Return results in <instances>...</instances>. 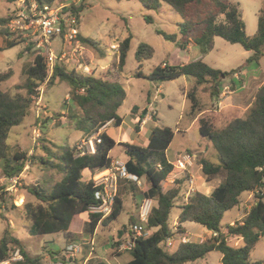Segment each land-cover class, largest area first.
<instances>
[{
	"label": "trees",
	"instance_id": "trees-1",
	"mask_svg": "<svg viewBox=\"0 0 264 264\" xmlns=\"http://www.w3.org/2000/svg\"><path fill=\"white\" fill-rule=\"evenodd\" d=\"M4 1L14 3L17 0ZM24 1L52 5L56 0ZM137 2L143 8L155 11L165 4L178 14L181 19L177 23L179 34L182 36L181 41L177 40L175 34L162 31L158 33L181 48L191 37L192 32L200 28L199 34L192 40L202 53L211 51L214 47V38L219 37L230 44H239L247 52H252L253 56L248 58L247 62L252 60L258 62L262 55L264 9L258 16L256 34L248 37L238 7L228 0H137ZM81 8V5L76 7L71 4L66 6L64 11L79 14ZM11 19V16L0 18V35L11 36L5 28ZM146 21L150 22L151 19L146 18ZM79 39L99 58L105 56L99 42L83 38L80 34ZM131 41L132 35L129 34L118 44L117 70L120 73L124 68ZM17 42L19 41H8L7 46H13ZM152 55L151 47L144 43L138 45L134 55L137 63L135 77L160 83L180 77L192 79L196 85L211 83V93L218 97L222 79L235 74V71L227 73L213 69L199 59L183 65L161 64L155 66L148 76H143L140 71L142 63ZM12 74V69L0 71V171L3 177L18 178L31 159L39 160L47 165L46 167H55L50 159L28 156L18 149L10 154L11 147L8 143L10 132L30 114L40 98V92L37 90L40 86L43 87V91H48L58 82L67 83L70 101L75 106V112L69 117L74 121L76 131L86 138L98 134L100 140L96 143L93 154H81L77 147L68 144L59 147L57 158L60 164L57 170L62 175L61 179L52 184L50 189L37 185L25 187L34 198V202L27 201L15 208L19 209L23 218L31 223L32 234L40 236L61 233L69 244L83 236L92 238L98 225H109L121 215L123 202L116 195L109 215L102 218L100 214L89 213L87 220L82 222L81 230L77 231L79 227L72 230V223L76 222L81 214L87 213L90 206L96 204L94 193L97 188L94 187L92 179L86 182L82 180V172L87 169L94 175L111 168L110 152L117 144L105 132L99 130L109 121L114 127L121 125L122 118L117 112L126 99V92L116 80H110V77H114L113 71H108V75L105 76H95L81 75L75 71L55 67L51 77L45 80L46 66L43 54H36L33 57L26 70L24 82L17 86L18 89L25 90V94H10L1 89V84L10 79ZM187 97L191 101V112H195L197 102L194 93H188ZM198 122L199 134L209 140L218 155V163L200 159L204 178L209 181L224 172L223 180L208 195L194 192L186 196L187 172H183L175 180L173 187L167 191L162 190L161 184L174 169L166 158L157 164L152 163L150 159L154 153H164L168 149L174 135L171 128L154 127L146 147L118 143L125 148V153L129 157L124 164L126 171L137 178L144 177L149 185L147 191L140 193L141 202L144 199L156 202L144 225L145 231L152 230L151 233L147 237L134 238L130 260L124 264H192L204 259L211 252L221 254L220 264H263L261 261L251 262L250 252L259 240L264 239V84L256 91L253 105L245 117L235 118L221 129L212 128L202 118L198 119ZM43 149L48 151L45 146ZM157 165H160V168ZM244 193L254 195V205L240 220L222 226L223 216L239 204ZM0 199L1 202H5L3 197L0 196ZM179 199L181 206L178 207L176 232L184 234L182 224L192 222L201 225L214 236L202 242L182 241L174 251H169L167 241L175 234L169 226V218ZM130 222L133 224V221ZM124 233L125 231H121V234ZM129 233V238L133 239L130 229ZM233 237L241 239L239 247H231L228 244V238ZM12 247L19 249L22 260L8 264H41V257H30L9 229H5L0 238V263L8 260ZM49 254L51 256L53 253ZM54 255L57 256L58 252Z\"/></svg>",
	"mask_w": 264,
	"mask_h": 264
},
{
	"label": "rangeland",
	"instance_id": "rangeland-1",
	"mask_svg": "<svg viewBox=\"0 0 264 264\" xmlns=\"http://www.w3.org/2000/svg\"><path fill=\"white\" fill-rule=\"evenodd\" d=\"M22 1L24 0L7 3L0 0V18L9 16L13 18L20 9ZM74 1H78V5L82 7L79 12V30L82 37L99 42L105 52H107V49L108 53L112 52L110 49L112 44L108 46L109 42H112L110 41L111 38L118 45L129 34L132 35L130 50L122 72H118L116 64L110 65L108 70L113 71L116 81L126 92V99L118 112L123 120V126L120 129L110 126L108 132L111 138L115 139L120 130H123L124 134L122 133V135L125 136V139L123 138L121 143L135 140V132L130 131L133 128L131 117H134L130 113V108L135 105V110L139 109L140 116H147L149 120L153 121L147 127L148 137L154 127H169L174 133L168 149L164 153H154L150 161L157 163L166 158L169 162H172L178 156L184 154L195 155V162L189 168L187 174L195 177L198 186L195 188L196 192L208 195L223 180L224 172L212 177L209 181L204 178L201 172L200 159L218 163V155L209 140L199 134L198 119H204L214 129H221L231 120L246 116L253 105L256 91L264 84V46L258 62L255 60L247 62V59L253 56L252 52H247L239 44H230L219 37L214 38V47L207 53H202L199 47L194 48L191 52L192 57L197 54L201 55L202 61L211 68L227 73L235 71L238 75V80L229 75L222 79L221 92L218 97L212 95L211 83L196 85L192 79L186 82L184 77L163 83L152 82L146 78L134 76L137 68L134 59L135 52L141 43L153 49L152 57L143 61L140 68L143 76H148L153 68L161 65L162 62L170 60L177 62V64L182 62L177 59L180 56V47L158 33V31H162L175 34L177 40L181 41L182 36L179 34L177 27V23L181 21L178 14L165 4H162L158 11L147 10L136 0H56L52 6H69ZM228 1L238 7L245 26V33L248 37H253L257 31L258 16L260 11L264 9V0ZM146 18H150L151 21L147 22ZM5 28L11 33V36L0 35V48H2L0 51V71L5 72L12 69L13 74L10 79L1 84V89L10 94H25V90L18 89L17 86L22 85L24 82L26 70L32 63L33 57L36 54H43L45 50H37L33 46L29 47V41L23 35V31L10 29L8 25ZM200 31L201 29L197 28L192 32V35L197 36ZM12 40L19 42L13 46H7V42ZM51 43V48L55 51L61 47L59 38H55ZM84 46L87 50L84 52L85 62L90 65L94 75H108L107 70L100 74L101 71L93 60V57L98 56L88 46ZM114 55L112 56V63H116L115 57L118 56V54ZM225 87L228 89H225ZM146 88L150 92L147 93ZM191 92L194 93L197 102L195 112H191V101L186 97V94L188 95ZM42 94L44 100H49L50 105L46 104L44 100L41 101L40 105H46L44 110L51 109L52 117L41 123L39 127L41 136L37 143L32 142V129L36 127L35 122H37L35 118L36 105L33 106L30 114L23 122L11 130L8 143L11 147L10 154L22 147L28 156L50 159L55 167H45L39 160L31 159L33 167L26 170L24 179H6L0 171V189H2L0 190V196L5 199V202H1L0 199V238L4 230L9 229L30 257H41V264H56L58 262L60 264L61 262L65 264H82L83 260L89 257V248L84 244L89 240L88 237L83 236L75 241L82 245V248L86 247L83 248L85 251L84 258L78 257L79 254L68 258L63 253L65 241L61 233L40 236L32 234L30 232L31 223L23 218L19 209L15 208L27 201L34 202V198L27 192L25 187L29 185L41 186L43 177H50L52 182L61 178V174L57 171L60 164L57 158L59 147L65 144L76 147L81 141H87L86 137L79 138L80 133L75 131V123L69 117L70 114L75 112V106L70 101L68 85L65 82H58L48 91L44 90ZM43 146L48 151H44ZM124 150L125 148L122 145L115 146L113 155L124 157ZM84 177V179H87V174ZM129 184L131 183H125L121 187V194H124L126 199L125 208L111 226L99 225V240L95 241L93 246L95 249L90 255L89 261L85 264H124L130 260L129 250H119L120 245H125L127 239L119 238L116 235V230L120 229V231H125L130 236V221L138 223L139 207L136 209L133 207L135 197L131 196L130 199L131 189ZM146 185L147 182L142 181L139 186L136 185L135 187L144 189ZM173 185L170 182L169 184L163 182L161 184L162 190L167 191ZM180 202L179 199L175 203L169 218V226L175 233L169 239V242L167 241L169 251H174L179 242H202L214 236L213 233H208L201 225L192 222L182 224L185 229L184 234L176 232L177 222H175V218L179 213ZM254 203L253 194H242L239 204L233 210L225 213L221 225L233 224L235 221L240 220ZM155 205L156 202L152 201V206ZM80 219L82 218L79 217L76 222L72 223V230L78 227L77 231L81 230L82 221L79 223ZM151 231L146 230L144 236L147 237ZM96 243L98 247H96ZM228 244L231 247H239L241 239L237 237L228 238ZM12 251H14V247L11 248L10 252ZM55 252H58L57 256L54 255ZM49 253L53 254L50 256ZM44 255H47V258H44ZM52 257L56 260H52ZM220 259L221 254L219 252H211L204 259L192 264H220ZM250 261H261L264 264V239L259 240L250 252Z\"/></svg>",
	"mask_w": 264,
	"mask_h": 264
},
{
	"label": "built area",
	"instance_id": "built-area-1",
	"mask_svg": "<svg viewBox=\"0 0 264 264\" xmlns=\"http://www.w3.org/2000/svg\"><path fill=\"white\" fill-rule=\"evenodd\" d=\"M73 4L76 7L79 6L78 1H74ZM66 6L67 5L54 7L52 5H39L34 1H29V3L22 1L20 9L7 24L10 29L14 28L15 30L23 31V35L29 41V45L37 50H45L43 53L46 66L45 80L51 77L55 67L66 68V70L75 71L81 75L94 74L90 65L85 62L84 52L87 50L79 39V14L64 11ZM55 38H59L61 41V47L57 51L51 48V42ZM110 49L112 51H118V45L112 44ZM233 78H238V75L236 73L233 74ZM225 89L228 88L225 87ZM37 90L40 92L41 96L43 87L40 86ZM38 102L39 99L35 103L37 107L35 110L36 127L32 129V142L35 144L41 136V132L39 131V127L41 126V122L39 121L41 106ZM98 142H100V140L98 139V134H96L87 138V141H81L76 147L81 154H93L95 152L96 143ZM195 159V155L184 154L178 156L174 161L169 162L174 170L164 182L174 184L175 180L183 172H189V168H191ZM157 166L160 168V165ZM104 171L105 172H98L92 176L94 187L97 188L94 193L96 204L88 208V213L100 214L102 218L109 215L112 210L119 179H126L139 184L138 178L135 175L129 174L122 164L115 163L110 169ZM194 192H196L195 178L193 175L188 174L186 196ZM151 208V199H144L141 202L138 211V223H133L130 227L133 239L128 238L125 245H120L119 250L130 251L133 247L134 238L143 237L145 235L146 231L144 225ZM168 242L167 246L169 245ZM79 247L78 243H71L65 248L64 253L68 258L74 257L78 253ZM19 260H22L20 251L14 249V251L10 252L8 260L2 263L8 264Z\"/></svg>",
	"mask_w": 264,
	"mask_h": 264
},
{
	"label": "crops",
	"instance_id": "crops-1",
	"mask_svg": "<svg viewBox=\"0 0 264 264\" xmlns=\"http://www.w3.org/2000/svg\"><path fill=\"white\" fill-rule=\"evenodd\" d=\"M137 1V0H136ZM161 8V7H160ZM80 35H81V33H80ZM82 36V35H81ZM193 37H195L194 35H191V37L190 38H188L187 39V42L185 43V45L181 48L180 47V49H179V51H180V56H178L177 57V59H179V60H181L182 62H179L178 64H177V62H173L172 60H170V61H168V62H162L161 64L162 65H164V64H167V65H183V64H187V63H189V62H193V61H196V60H202V56L201 55H195V56H191V52L194 50V48H197V46L195 45V43L193 42ZM112 40H110V41H112V42H109V44H108V46H110L111 44H115L116 42H113L114 41V39L113 38H111ZM102 45V44H101ZM100 45V47H102ZM115 45H117V44H115ZM31 46V45H30ZM107 46V47H108ZM105 47H106V45H105ZM179 47V46H178ZM114 54H118V51H112L111 53H108V49H107V52H105V56L103 57V58H99V57H93V60H94V64L97 66V68L101 71V73L100 74H103L102 72L103 71H105V70H107V72H108V70H109V67H110V65H113V64H116V67H117V62H118V56L117 57H115V60H116V63H112V56H115ZM184 57V58H183ZM183 59H185V60H183ZM96 61V62H95ZM93 66V65H92ZM66 69V68H65ZM99 76H102V75H99ZM103 76H105V75H103ZM180 78H183V77H180ZM185 78V80H186V82L189 80V78H186V77H184ZM235 80H238V78H234ZM110 80H116V78L115 77H110ZM62 83V82H61ZM67 84V83H66ZM153 87V86H152ZM69 88V87H68ZM146 90V92L148 93V92H150V90L149 89H145ZM186 97H187V94H186ZM44 100V98H43V94H41V96H40V98H39V104L41 103V101H43ZM44 102H46V104H49L50 105V102H49V100H47V99H45L44 100ZM41 107V114H40V118H39V121L41 122V123H43L44 122V120H47V118H50V117H52V111H51V109H48V110H44V109H46V105L45 104H43V105H40ZM135 108H136V106L135 105H132L131 106V108H130V113H132L133 115H134V117H131L132 118V126H133V128L132 129H130V131H133V132H135V140H132V141H127V143H123V144H130V145H134V146H138V147H146L147 146V143H148V139H147V137H148V135H147V133H148V129H147V127H148V125L151 123V122H153V121H151V120H149L148 119V117L147 116H140L139 115V113H138V110L139 109H136L135 110ZM120 109V108H119ZM119 109H118V112H119ZM117 112V113H118ZM118 115H119V113H118ZM36 123V122H35ZM110 126H113L112 125V123L111 122H107L100 130H99V132H105L108 136H110V134H109V132H108V128L110 127ZM123 126V120H122V123H121V125L120 126H118V127H116V128H118V129H120L121 127ZM43 127V126H42ZM76 131V130H75ZM129 131V132H130ZM78 132V131H77ZM80 133V132H79ZM122 133L124 134V132H123V130H120V132L118 133V135H117V137L115 138V139H113L115 142H116V146H118V145H120V144H118V143H121V140L125 137L124 135H122ZM94 135H96V134H94ZM93 135V136H94ZM83 135L80 133V139H81V137H82ZM84 137V136H83ZM111 137V136H110ZM125 139V138H124ZM135 141V142H134ZM69 145V144H68ZM69 146H72L71 144L69 145ZM43 148V147H42ZM115 148V147H114ZM114 148L111 150V152H110V157H111V166H114V164L115 163H119V164H122V165H124L128 160H129V157L126 155V153H125V150H124V157H120L119 155H113V150H114ZM44 150V149H43ZM20 151H23V149H22V147L20 148ZM44 151H46V150H44ZM30 153V152H29ZM153 158V155H152V157H151V159ZM150 159V160H151ZM168 160V159H167ZM168 162H169V160H168ZM42 163V162H41ZM158 163V162H157ZM156 163V164H157ZM44 165V164H43ZM35 166V165H34ZM33 167V164H32V161L25 167V169L23 170V172L20 174V176L18 177V178H15V179H24L25 178V173H26V170L27 169H31ZM46 167V166H45ZM58 171V170H57ZM102 172V171H101ZM103 172H105V171H103ZM87 174V179H84L85 177V175ZM96 174V173H95ZM94 174V175H95ZM82 175H83V177H82V180L83 181H88L89 179H92V174H90V172L87 170V169H85L83 172H82ZM61 177H62V175H61ZM195 178V177H194ZM12 179H14V178H12ZM61 179V178H60ZM59 179V180H60ZM59 180H55L54 182H52V179L49 177V178H45V177H43L42 178V185H41V187L42 188H44V189H50V187L52 186V184H54L55 182H57V181H59ZM170 180V179H169ZM138 181H139V184H136L135 182H131V181H129V180H126V179H119L118 180V184H119V186H118V184H117V193H116V195L122 200V202H123V209L125 208V205H126V199L124 198L125 196H124V194H121V187L123 186V185H125V183H131V184H129V186H130V189H131V194H129V196H130V199H131V196L132 197H135V200H134V203H133V207L136 209L137 207H138V205H140L141 204V200H142V196H141V194L140 193H143V192H145V191H147V189H148V187H149V185H148V183H147V185L145 186V188L144 189H137L135 186L136 185H140L141 184V182L142 181H145V182H147L146 181V179L144 178V177H141V178H138ZM46 183V184H45ZM122 183H124V184H122ZM168 183V182H167ZM136 184V185H135ZM169 184V183H168ZM47 186H49V188H47ZM196 187H198L197 186V183H196V181H195V188ZM134 193H135V196H134ZM132 206V205H131ZM137 212V210L135 211V213ZM88 212L87 213H83V214H81L80 215V217L82 218L81 219V221L82 222H84V221H86L87 220V218H88ZM176 218H177V216H176ZM176 218H175V222H176ZM116 221V220H115ZM114 222V221H113ZM113 222L111 223V224H109L108 225V227L109 226H111L112 224H113ZM174 222V223H175ZM183 227V226H182ZM99 228V225L97 226V228H96V230H95V232H94V234H93V236H92V238H89V240L88 241H86L84 244H86V246H87V248H89L88 250L90 251L89 252V257H87V258H85L84 260H83V263L82 264H85V263H87L88 261H89V259H90V255L92 254V252L94 251V249L95 248H93V246H94V243H95V241L97 242V239L99 238V232H98V229ZM184 228V227H183ZM208 233H212V232H210V231H208ZM62 235V234H61ZM116 235H117V237L119 236V238H125V239H128L129 238V235L128 234H126V233H124V234H121V231H120V229H118V230H116ZM62 238H64L63 237V235H62ZM84 239V238H83ZM99 240V239H98ZM64 241H65V239H64ZM74 243H77V242H74ZM99 243V242H98ZM71 244V243H70ZM69 245V243H67L66 241H65V244H64V248H63V250L67 247ZM46 246V245H45ZM80 247H79V251H78V253L77 254H79L78 255V257H81L82 259L84 258V256H85V251H84V249L83 248H86V247H81L82 245H79ZM85 246V245H84ZM96 247H98V244L96 243ZM22 249H23V247H22ZM19 250V249H18ZM24 250V249H23ZM96 251H97V249H96ZM121 251V250H120ZM98 252H100V251H98ZM64 253V252H63ZM76 254V255H77ZM44 258H47V255H44ZM99 258V257H98ZM52 260H56V258H53ZM20 261V260H19ZM53 261V262H54ZM197 262V261H196ZM195 263V262H194ZM56 264H60V262H58V263H56Z\"/></svg>",
	"mask_w": 264,
	"mask_h": 264
}]
</instances>
